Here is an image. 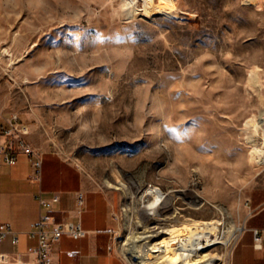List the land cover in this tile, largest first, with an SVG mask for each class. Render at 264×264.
<instances>
[{"label":"rangeland","instance_id":"1","mask_svg":"<svg viewBox=\"0 0 264 264\" xmlns=\"http://www.w3.org/2000/svg\"><path fill=\"white\" fill-rule=\"evenodd\" d=\"M166 2L173 15L149 14L147 0H0V110L117 191L113 244L128 264L139 260L124 245L143 227L204 220L223 234L199 254L229 264L241 233L230 230L264 187L245 126L264 109V0ZM153 187L163 215L140 201Z\"/></svg>","mask_w":264,"mask_h":264},{"label":"crops","instance_id":"2","mask_svg":"<svg viewBox=\"0 0 264 264\" xmlns=\"http://www.w3.org/2000/svg\"><path fill=\"white\" fill-rule=\"evenodd\" d=\"M10 114L8 110H0V130L7 127ZM28 139L40 147L31 134ZM40 151L43 156L40 180L33 178V166L27 154H18L13 165L0 166V228L11 227L19 240L14 244L13 234L9 233L0 243L6 264H35V254L29 249L38 241L28 231L32 222L45 213L59 220L81 222L89 230L78 239L64 234L51 254L52 264H128L121 253L110 249L119 225L117 210L121 203L117 191L90 182L81 168L60 152ZM80 191L86 195V204L79 215L76 198ZM56 194L60 199L51 209L41 207L39 197L52 199ZM248 201L249 214L229 264H264V241L255 242L253 234L254 228H264V187L252 189Z\"/></svg>","mask_w":264,"mask_h":264},{"label":"bare ground","instance_id":"3","mask_svg":"<svg viewBox=\"0 0 264 264\" xmlns=\"http://www.w3.org/2000/svg\"><path fill=\"white\" fill-rule=\"evenodd\" d=\"M147 1L149 14L173 15L172 10L175 9L174 4L170 5L166 0H163L160 4L155 3L154 0ZM4 51L8 54L7 50ZM257 74L258 72L254 70L250 78L257 76ZM245 126L247 127L246 132L248 133L246 137L247 142L257 148H261L260 157L264 161V143L261 147L257 145V136L260 135L261 130H264V109L261 110L259 116L254 115L249 118ZM106 181L112 186L109 180ZM126 183L125 181H121V186L116 187L128 190L129 186ZM147 195H152L154 198L152 199L153 201L143 196L140 197V201L143 203V207L152 208L154 212L149 214H165V210L164 212L160 210L166 198L162 189L157 187L150 188ZM220 210L222 213H225V206H221ZM175 217L176 215L167 216L164 220L174 218L177 221ZM221 225V221L204 220L192 225L159 223L147 228L143 227L140 233L135 232L130 236L124 245V250L129 252L135 259H138V264H217L218 258L216 254L206 252L201 255L199 252L206 250L219 241L223 234ZM242 230L243 227H234L230 230L231 236L235 237Z\"/></svg>","mask_w":264,"mask_h":264},{"label":"built area","instance_id":"4","mask_svg":"<svg viewBox=\"0 0 264 264\" xmlns=\"http://www.w3.org/2000/svg\"><path fill=\"white\" fill-rule=\"evenodd\" d=\"M31 133L30 125L22 120L19 114L12 113L8 119L6 128L0 130V166L2 164L13 165L17 162V155L27 154L33 166V178L41 179L43 168L42 152L35 147L28 139ZM60 199L55 195L52 199L39 197L41 207L51 209L53 203ZM76 209L80 215L86 204V195L80 191L77 193ZM9 233L13 234V243H18V237L11 227L3 226L0 228V243ZM89 233L81 222L71 220H59L51 213L41 214L38 220L32 222L28 234L31 238H36L38 243L29 250L35 254V264H52L51 254L59 243L61 237L67 234L73 238H82ZM255 242L264 241V228L253 229ZM114 250V245L110 246ZM6 254L0 251V264H6Z\"/></svg>","mask_w":264,"mask_h":264}]
</instances>
